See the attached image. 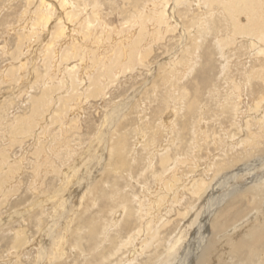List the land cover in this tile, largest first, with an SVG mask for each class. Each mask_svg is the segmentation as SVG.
<instances>
[{
  "label": "bare ground",
  "instance_id": "obj_1",
  "mask_svg": "<svg viewBox=\"0 0 264 264\" xmlns=\"http://www.w3.org/2000/svg\"><path fill=\"white\" fill-rule=\"evenodd\" d=\"M121 1L123 4V6H121V9L123 7V10L125 9V4L127 2H131L130 6H132L133 8V12L130 15L127 14L128 16L126 17L130 18H124L125 20L122 22V26L118 30L116 28V30L114 31L113 29H111L113 26H109L108 23L104 21L103 17H101L102 15L100 13V9L96 8L97 3H92L95 9H92L89 6V9H92L90 12L89 10H87V3L84 2V0H78L79 3H77V0H36V12L29 13V15H31L30 19L34 21L31 26L29 25L24 27L26 29L25 32H27V34L36 35L42 31L43 27L44 29L46 28L47 32L45 33H47V35L49 36L48 42L45 43L43 49H41L40 47L39 48L41 51L47 53V63L49 59H55L56 56H58L57 53L61 51V60L65 63V66L63 65L64 68L62 69V71L66 74V82H60H63V85L72 88L75 81L77 80L81 81V84L85 83L84 81H88V86L92 85L94 93L100 94V96L106 94V91L104 92V90L107 89L109 84L113 85V83L119 80L118 78L121 74H124L127 71H137L136 66L138 67V65H145V63H147L145 62L147 57L152 54L151 52L156 46L158 50L162 49V53H164V55L166 56V62L158 64L159 66L161 65L160 69L162 70V72H164L160 75L161 78L158 80H161V84L166 86L167 89L166 97L164 99V105H166V107L164 109L172 110V113L176 114L181 111V106H177L179 101H181V103L183 104L188 103L187 105L189 106V109L193 113L197 114L196 123L194 122L192 124V127H190L189 129L187 128V126H185V121L188 117L183 119L180 115V121L181 124H183V127H180L183 131H187V134L190 132L196 135L194 133V130L198 133H201L200 130H202L204 136H208V131H211L210 127L214 129L219 127L220 131H222L223 133H229V131H231L232 134L230 135L234 137L235 135L240 134L242 131L244 132V128H247V132L245 133L246 135L244 138H240V136L238 135L239 137L237 139L239 140L237 142L234 140L230 141L233 149L236 148L235 146L241 145L240 140L244 144L242 150L248 149L252 151L253 149H255V147H259L260 143L264 144V0ZM55 12L61 16H57L58 21L56 22V25L54 24V26L52 25V27H49L50 21H52L51 19L53 18L52 16L55 15ZM136 12H138V15H136L135 17ZM70 19L73 24L70 22ZM219 21H221V23ZM97 23L99 25L96 26ZM74 30H76V33L74 32ZM113 33H115L116 37L113 35ZM102 36L107 37L109 41L107 43L103 42ZM242 37H244V39L246 40L244 44L248 46L247 54L244 57L238 56L240 57V59L237 61L229 62V51L232 49L234 44ZM80 38H82L83 40L77 41ZM85 41H89V43H87L88 45L85 44ZM209 44L214 46L213 50L216 51V54H218L220 58L224 59L221 66V73L228 75V77L225 78L226 92L224 94L226 95L222 97L223 99L220 97L215 99L217 100V105L219 102V108L215 109V112L218 113H215L216 116H210V118H213V120L215 118L218 120L216 122L218 123L216 127L210 125L205 126V119L208 118L209 115L207 117V115L205 114L206 110L204 109V104H202L199 100V102L197 103L198 106L195 109L192 108L190 105L194 102L196 103L199 96L191 98V96H188L187 90V84L189 81H194V83H196V85L198 86V83H202L201 81H197V78H199L200 75H203V73H201V71H198L196 65L202 60V55H205L208 52V50L205 48L208 47L207 45ZM92 45L94 47H92ZM159 45L161 46L158 47ZM91 47L93 50L91 49ZM211 53L212 52H209L210 55ZM22 54H24V52ZM89 62H91V66ZM53 63H51L50 61L48 66H51ZM86 64H89V66L86 67ZM232 65L236 66V73H233ZM21 69L22 68H20V70ZM97 69L99 70L98 75L96 77L91 76L90 73L95 70L97 71ZM51 70L52 69H50V71L48 70L49 76L46 77V79L44 78V83H46V86L55 81L51 80L52 78L50 77V75L52 76L55 71L59 70V65L55 68V71L53 70L51 72ZM138 71H140V69ZM193 73L196 75V77ZM7 75L9 74L4 75L3 78L7 77ZM191 75L192 77H190ZM153 77H151L150 80H152ZM257 78L258 80H256ZM207 79L210 78L208 77ZM151 82L154 83L156 81L154 80ZM210 85L211 84L208 83L207 85H205V87L206 90H209L208 96L213 97L215 95V90L213 89V87H211L210 89ZM254 86L255 88L258 87V89H254ZM50 89H52V87ZM216 89L220 88L217 87ZM246 89L249 90V99L244 109L241 108L240 105L243 101V92ZM153 90L155 91V89ZM72 91L74 92V89H72ZM204 91L205 90H203V92ZM197 94L198 92L195 95ZM201 94L200 97L202 96ZM44 95L47 96L46 93ZM42 98H44V96ZM42 98L41 95L40 97H35L34 99H32L33 103L35 105L39 104L38 102H42ZM74 99L78 98L74 96ZM64 101L65 100H63V102ZM66 103L68 102H65L62 105L64 106ZM72 103H74V101ZM76 103L77 102H75V105ZM121 106L123 105H120V107ZM118 108L119 107L113 109L109 115H105V121L102 122V126L97 131V134L93 136V140H91L92 143L89 142V146L84 149L85 151L83 150L84 152H82L81 154L79 153L80 157L77 160H74L73 163L68 166L67 170L63 172L64 178H62V180H64V182L62 181V184L65 187V183H68L69 181L74 179V176L82 170L83 174H80L82 175V181H77L78 184L81 182L84 184V186H80L81 189H84L81 193V196H78L80 198V201H84V199L88 197L86 195L89 194L90 196H93H89L91 198L90 201H92L93 205L97 204L98 201L102 202L107 199H115L114 201H117L118 206L116 207L118 208L109 209L107 220H102L100 218L99 222L103 221V223H101L102 225L99 227V231L95 230V226L93 225L89 227L88 233L86 232L85 234H79V236L76 237L75 235L72 236V239H75H73L74 243H71V246L68 238L64 237L63 232L59 233V236L57 238L53 237V227L57 223H55V221H52L46 232L47 239L50 241V243L48 244V248L50 249L46 250V245H44L43 248L40 249V257H38L39 260H37V264H40L42 262L44 264V261L46 260L50 261L52 264H62V261H64L67 257L69 258L70 256L68 255V248L70 247L77 248L75 251L73 250V252H77L78 250L80 254L83 253L82 256L88 255V252L94 253V257L102 261H104L105 259L108 260L110 256H116L118 258L120 252L124 248H127L129 245H131L134 240L137 242L140 240L139 247H136L135 242V244L133 245L135 246L134 249L128 250L127 254H125L121 259L119 258L117 262L110 263L207 264V260H209V258L211 257L213 259L215 258V261L217 260L216 262H214V264H264V248H262L264 245V221L258 222L257 219L255 220L254 218L257 223H254L255 225L253 224V226L246 227L249 222L248 220L253 217V214H251L250 216V213L247 215L245 214V216L241 219H238V221H236V219L233 217L241 216L238 207L240 206L239 202L241 203L242 200H246V203L243 206L250 207V211L256 210L257 213L260 208L262 209L260 204H264V170L259 171L260 173L256 171V173L253 174L250 173V171L253 170L252 165L254 163H251L250 165L244 163L243 165L245 166L238 167L230 164V161L228 162L226 160L225 162L217 161L215 163H212L211 166L208 165L204 168V171L207 175L210 176L209 172L214 167V169L211 171V180L215 181L216 179L215 185L217 188L221 185V183L223 184V182H227V179L232 178V181H234L233 178H235L236 176L238 177L245 174V176L242 177V179H245V184L234 185L233 188H230L228 191L222 193L221 196L219 194L216 199L212 200L210 191L213 190L212 187L214 186H209L211 184L206 186V182L204 180L205 178H197L196 176L192 177V175L190 174L192 180L190 181V183H188V185H186V182L185 184L183 182L184 180L181 181L180 178L177 177L176 169L181 162H184L180 159V157L181 155L186 156L189 153H183V151H185V147H182V144L176 141V139H178L177 136L179 128H176L177 124L175 116L173 117L172 115V118L164 119L165 116L162 117L163 115L160 114L159 122L157 121V123H159L158 125H161L160 127L165 130V132L163 133H165L166 136L168 135V139H164V145L159 143L160 145L158 146V149L155 148L156 143L153 138H151L152 144L149 143V141L151 140V136L144 135L140 132L141 137L147 136L150 139L147 140V142L145 140L144 147L146 146V148H143L147 149L150 144L152 146L154 145V148L152 149L151 147H149V151L151 149L153 150H151L152 152L149 153H147L145 150L146 155L143 159L141 158V161H139L138 158H135V153L136 151H138H135V145L138 144H135V142H129L130 144L127 146L126 144L128 142L126 139L128 138L126 135V138L122 135L116 142L111 141V137L113 136V134L118 132H114L113 128L114 126H116L118 117L120 116V114H122V109L120 108L117 111ZM37 110H39V108ZM74 110L76 111L77 109ZM37 114L38 113H36V117ZM74 115L76 119H74L73 122L75 125V129H77L75 133H79L82 129L81 124L78 123L80 119L79 112L76 111ZM67 116L68 115H66L65 117ZM187 116L190 115L188 114ZM243 116H245V122H243ZM27 117L29 119V113ZM65 117L60 116L59 122H61V126L62 124H64L67 129L66 120L68 119H66ZM222 119L228 121L229 126H227L228 124L225 121L223 122ZM149 121L146 120L147 123ZM55 122L57 123V121ZM147 125H149V123ZM234 125L237 128L233 131L232 128L234 127ZM255 125L257 126L258 131H254L252 129V127ZM143 126L146 125L143 124ZM147 128L149 129L148 126ZM147 128L144 127L143 132L148 130ZM182 130H180V132ZM217 134H215L214 138H216ZM164 136L165 135H163V137ZM160 138L158 139L159 141ZM66 141L67 139H65V142ZM68 142L69 141H67V143ZM125 142L127 143L125 144ZM65 146L70 147L69 144H65ZM171 147L175 148V153L173 154V156L171 154ZM245 153H248L249 156L251 152L245 151ZM141 154L143 153L141 152ZM128 156L131 158H128ZM238 156L239 157H236V155L233 156L231 154L228 159L231 158L232 160L238 161L241 158V155ZM85 158H87L88 160L96 161L91 162L88 170H80L79 164L83 166V161L85 160ZM194 158H196V156ZM245 162H247V160ZM260 162H262V160H260ZM222 164H230L228 166V172H225L227 174L221 173L222 168L219 165ZM157 165H159V171H156L155 169ZM230 166L232 167L231 170ZM148 171L152 173V177L154 179L153 184L156 185V189H153V191L151 189H148L145 181L144 185L140 186L142 188L141 192H136L135 174H137V176L143 177V179L145 180V174ZM193 173H197V171H195L194 169ZM186 174H188V172ZM246 175H249L250 177H247ZM179 176H181V174H179ZM110 177L112 178L111 188H109L110 183L108 180ZM120 178H122L124 182L127 181L125 185H121L122 180ZM206 179L208 181L207 177ZM118 180H121L119 181L120 184ZM73 184L74 182L72 183V185ZM78 184L76 185L77 188H79ZM225 184L226 183H224V185ZM125 187H128V189L123 190V188ZM108 188L109 190L106 194V189ZM58 191H56V194H59L61 190L59 192ZM184 191L189 193L190 198L193 199L191 201L195 200V205L192 204L193 206L191 207V209L189 208V206L185 208L186 212L188 211V218L186 216L187 219H184L185 213L181 214L180 210V205L182 204L180 200L186 194ZM250 194L252 197L249 200L248 196ZM207 195L208 198L205 199ZM228 202L232 203L226 207ZM135 203L137 204V206L135 205ZM160 207H163L164 209V212L162 214L160 212H157ZM202 208H207V213L204 210L206 215L203 214ZM175 212L177 215H182L184 217L182 218V224L175 223L177 225L174 224V226H176L177 228L173 230L171 234L168 233L167 236L162 237L171 227H168L167 225L174 223L173 221H171V219L173 218L172 215L166 216V214L174 213L173 216H175ZM154 213H156L155 217L152 216ZM231 214L232 216L230 217ZM201 215L202 217L198 224L203 223L204 225L197 226L196 230L194 231H198L200 230V227H202L201 229H204L203 235H200L201 232L198 231L200 232V237H196L197 240H195V232L193 231L194 234L192 233L191 237V239L193 240L188 245L184 244L186 234H188L193 224L196 223V217H199ZM193 216H195L194 220L190 221L189 219ZM261 216V219H264V214L260 215V217ZM65 219H67V217ZM74 220L75 219L73 215L70 216L69 220H64V227L67 228V232L72 230L71 224L72 222H74ZM182 220H179V222ZM207 220L208 225H206ZM76 221L77 220H75V222ZM81 225L83 227L86 226V224ZM80 228L81 227H78V229ZM110 232H113V235L111 237H109ZM19 236L21 235L19 234ZM247 236L248 238H245ZM83 240L87 241L88 249H84V245H82L81 243V241L83 242ZM107 240L109 241L108 245H104L102 247V243H106ZM154 241H158V243L153 248L152 244ZM20 242L22 243V241ZM39 243L40 242H38V245H40ZM159 244H163V246L159 247ZM92 257L93 256H91V258ZM96 260L89 263H98V260ZM141 260L143 262H141ZM85 261L87 262V260Z\"/></svg>",
  "mask_w": 264,
  "mask_h": 264
},
{
  "label": "rangeland",
  "instance_id": "obj_2",
  "mask_svg": "<svg viewBox=\"0 0 264 264\" xmlns=\"http://www.w3.org/2000/svg\"><path fill=\"white\" fill-rule=\"evenodd\" d=\"M84 2L87 3L86 7H87V10H89L90 12L92 9H95L92 3L93 2L95 4L97 3L96 8L100 9V13L102 15L101 17H103L104 21H106L109 26L115 27V28L113 27L111 28L114 31L116 30V28L118 30L122 26V22L125 19L130 18L126 16L132 14L133 12V8L132 6H130L131 2H127L125 4V9H124L125 11L123 10V7L121 9V6H123L121 0H98V2L97 0L96 1L95 0H84ZM77 3H79L78 0H77ZM89 6L92 9H89ZM35 10H37L36 0H0V176H1L0 177V264H37V260H39L38 257H40L39 255L40 249H42L44 245L47 246L46 250L50 249L48 248V244L50 243V241L47 239L46 232L52 221H55V223H57L53 227V233H54L53 237L57 238L59 236V233L63 232L64 237L68 238L70 246H71L72 245L71 243H74L73 239H75V238L72 239V236L75 235L76 237V236H79V234H85L86 232L88 233L89 227L93 225L95 226V230L99 231L100 230L99 227L102 225L101 223H103V221L99 222L100 218L102 220H107L109 209L118 208L116 207L118 206L117 205L118 203L117 201H114L115 199H107L102 202L98 201L97 204L93 205L92 201H90L91 200L90 197H93V196H90L89 194H87L86 196L88 197L90 196V197L89 198L86 197L87 200L84 199V201H80V198L78 197V196H81V193L84 190V189H81V187L84 186V184L82 182L79 184L77 183V181L79 182L82 181L81 179L82 175L80 174L81 173L83 174V172L81 169L88 170L89 165H91V162L96 161V160H88L87 158H85V160L83 161L84 165L82 166L79 164V168L81 171L75 176L72 175L74 176V179H72L69 182L67 180L68 183H65V187L62 184V181L64 182V180H62V178H64L63 172L67 170L68 166H70V164L73 163L74 160H77L80 157L79 155L82 152H84L85 151L84 149H86L89 146V142L92 143L91 140H93V136L97 134V131L102 126V122L105 121L104 119L105 115H109L110 112L117 107H119L117 111L120 108L122 109V114H120V116L118 117L116 126H114L113 128L114 132L116 131L118 132L113 134V136L111 137L112 139L111 141L116 142L118 141L119 137H121L122 135L125 138L127 136L128 139L126 140L128 143L125 142V144L127 143L126 144L127 146L132 142H135V144L139 145V146L135 145L137 148V149L135 148V151L138 150L135 153V156H136L135 158H138L139 161H141L144 158V156L146 155V152L149 153L153 151L152 149L154 148V145L153 146L151 145L152 144L151 138L155 140L156 144L155 143L154 144H155V148L157 149L160 144H163V145L165 144L164 139H168V135L166 136V134L163 133L165 132V130L160 127L161 125H158L159 123H157V121L159 122L160 114L163 115V116L161 115L162 117L165 116L164 119L172 118L171 117L172 115L173 117L175 116L176 124H177L176 128H179L178 136H177L178 139H176V141L178 143H181L182 147H185V151H183V153L184 152L186 154L189 153L186 156L181 155L180 159L184 161L183 162L184 164L181 162L179 166L177 167L176 169L177 177L180 178L181 181L184 180L183 182L184 184L186 182V185H188V183H190V181L192 180L191 175L192 177L196 176L197 178H200V177H202L203 179L205 178L204 180L206 182L205 184L206 186H208L209 184H211L209 186H214L212 187L213 190L210 191L212 200L216 199L219 196V194L221 196L222 193L228 191L230 188H233L234 185L245 184L244 182L245 179H242V177H244L245 174L242 176H238V177L236 176L235 178H233L234 181H232V178H229L227 179L228 180L227 182L225 181L223 182V184L221 183V185L218 186L217 188L215 185L216 179L215 181L211 180L212 178L211 171L214 169V167L209 172L210 176L207 175L206 172L204 171V168L207 167L208 165L211 166L212 163H215L217 161L225 162L226 160L228 162L230 161L229 162L230 164L234 166H238V167L245 166L243 165L244 163L248 165H250L251 163H254L252 165L253 170L250 171V173H253V174L256 173V171L260 173L259 171L264 170V149H263L264 144L263 143L262 144L260 143L259 144L260 146L255 147V149H253L252 151L248 149L242 150V147L244 146V144L241 142V140H240L241 145H238L239 147L235 146L236 147L235 149H233L232 145L230 144V141H233V140L237 142L239 140L237 139L239 136L240 138H244L246 135L245 133L247 132V128H244V132L242 131L240 134H238L239 136L235 135L234 137L230 135L232 134L231 131H229V133L227 132L223 133L222 131H220L219 127H217L216 129L210 127L211 131H208L209 132L208 136H204L202 130H200L201 133H198L197 131L193 129L194 133L196 134L194 135L190 133L189 131H188L189 133L187 134V131H183L181 129L180 126L183 127V124H181L180 115H181V118L183 119L187 117L189 118V120L187 118L185 121L186 122L185 126H187V128L189 129L190 127H192V124L194 122L196 123L197 114L193 113L189 109V106L187 105L188 103L183 104L181 103V101H179L177 105L178 107L181 106V111L176 114H173L172 110L164 109L166 107V105H164L165 104L164 99L166 97L167 89H166V86L161 84L162 81L158 80L161 78L160 75L164 73L160 69L161 65L159 66L158 64L166 62V56L164 55V53H162L163 52L162 49L158 50L156 46L154 50L151 52L152 54L150 53L151 55L147 57L145 61L147 63H145V65H138V67L136 66L137 71L136 70H133L131 72L127 71L126 73L121 74L118 78L119 80L113 83V85H110V84L108 85L107 89L104 90V92L106 91V94L105 95L102 94L103 96H100V94H95L93 86L92 85L88 86V81H84L85 83L81 84L82 82L77 80L75 81L72 88L63 85V82L61 83L60 81L66 82V78H65L66 74L63 73L62 71V69L65 66V63L64 61L61 60L62 59L61 51L57 53L58 56H56L55 59L53 60L49 59L47 63V60H48V58H46L47 53L40 50V48L43 49L45 46V43L48 42L49 36L47 35V33H45L47 32L46 28L44 29L43 27L41 31L43 34L40 32L41 34L39 33L36 35H32V34H27V32H25L26 29L24 27L29 26V25L31 26V24L34 21L30 19L31 15H29V13L36 12ZM54 14L55 15L52 16L53 18L51 19L52 21H50L49 27H52V25L54 26V24L56 25V22L58 21L57 18L61 16L57 14L56 12ZM136 15H138V12L135 13V17ZM71 19H70V22H71ZM219 22L221 23V21ZM97 25L99 24L97 23L96 26ZM74 32L76 33V30H74ZM113 35L116 37L115 33H113ZM80 39L77 41L83 40L82 38ZM102 40L105 43L109 41L107 37H103ZM85 42H86L85 44L88 45L87 43H89V41H85ZM245 42L246 40L244 39V37H242L234 44V46L228 53L229 62L237 61L240 59V57H244L247 54L248 46L244 44ZM160 46L161 45H159L158 47ZM207 46L208 47L206 48L204 47V48L207 49L208 52L205 50L207 53L205 55H202L203 58L201 57L202 60L200 61V63L202 64L198 63L196 65L197 66L196 68H198V71H201V73H203V75H200V77L197 78V81H201L203 84L198 83L199 84L198 86L196 85V83H194V81L192 82L189 81L187 84V88H188L187 90H188V96H191V98L199 96L196 103L194 102L190 105L192 108L195 109L198 106L197 103L199 102V100L201 101L202 104H204L203 106H204V109L206 110L205 114L207 115V117L209 115V117L205 119V122H204L205 126L210 125V126L216 127L218 124L216 122L218 120L216 118L213 120V118H210V116L215 115L216 113L215 109L219 108L218 106L219 102L217 105V100L215 99L219 97L222 98L223 96L226 95L224 94L226 92L225 91V88H226L225 78H227L228 75L221 73V66H222L224 59L220 58V56L216 54V51L213 50L214 46L210 44ZM92 47L94 46L92 45ZM23 52L24 54H22ZM209 52H212L211 55L209 54ZM206 60L208 61V63ZM50 61L51 63L53 62L54 63L51 66L50 65L48 66ZM89 64L90 66L92 65L91 62H89ZM89 64L88 65L86 64V67L89 66ZM53 65L55 68L59 65V70L55 71V68L53 67ZM235 67L236 66L232 65L233 73H236L237 68ZM20 68L22 69L25 68V69L20 70ZM49 68L52 69L51 72L53 70L55 71L52 74V76L50 75L52 79L49 77L52 81L53 80L55 81L50 83L51 85L49 84L50 86L48 85L49 86L48 87L46 86V83H44V80L46 79V77L49 76V71H50ZM139 69L140 71H138ZM8 71L11 73H9ZM98 73H99V70L97 69V71L95 70L91 72L90 74L91 76L96 77ZM6 74H9V75L3 78V76ZM151 77H153L152 80H150ZM190 77H192V75ZM208 77L212 80L207 79ZM154 80L156 82L152 83L151 81H154ZM256 80H258V78ZM208 83L211 84L210 89L211 87H213V89L215 90V95L213 97L208 96L209 90L208 89L206 90V87H205V85H207ZM51 87L52 89H50ZM215 87L216 88L218 87L221 90L216 89ZM72 89H74V92L72 91ZM153 89H155V91ZM254 89H258V87L255 88L254 86ZM203 90H205L204 91L205 93L203 92ZM197 92L198 94L195 95ZM45 93L47 94V96L44 95ZM200 94L202 95L201 97H200ZM40 95H41V98L44 96V98L41 99V101L42 102L44 101V102L43 103L38 102L39 104L35 105L32 99H34L35 97H40ZM248 95H249V90L246 89L243 92V101L241 102L242 104L240 105L241 108L245 109V106L249 99ZM74 96L78 99H74ZM63 100L65 101L63 102ZM73 101L74 103H72ZM65 102H68V103H66L63 106L62 104H64ZM75 102H77L76 103L77 106L75 105ZM120 105H123V106L120 107ZM38 108L41 111L37 110ZM74 109H77L76 111L79 112L80 119L78 123H80L82 127V129L80 130L81 133L79 131H78L79 133H75L77 129H75V125L73 122V120L76 119L74 115L76 111ZM124 110H126L127 112ZM28 113H29V119L27 117ZM36 113H38L37 117H36ZM187 113L190 116H187L188 115ZM66 115L68 116L65 117ZM60 116L68 119L66 120L67 129H66V126H64V124H62L61 126L60 124L61 122H59ZM243 119H244L243 122H245V116H243ZM146 120L147 121L150 120L148 122L149 125H147L148 123L146 122ZM222 120L223 122L225 121L224 119ZM55 121H57V123ZM225 122L228 124L227 126H229V122L228 121H225ZM143 124L146 126H143ZM147 126L149 127V129L147 128ZM144 127L148 129V130L145 129L146 130L145 132H143ZM236 128L237 127L234 125L232 130L234 131L236 130ZM252 129L254 131L255 130L258 131L256 125L253 126ZM180 130L182 131L180 132ZM140 132L143 133L144 135L151 136L150 137L151 140L147 136L141 137ZM134 134L136 137L137 136L138 137L140 136V137L136 138ZM215 134H217L216 138H214ZM163 135L165 136L163 137ZM159 138H160V141L158 140ZM65 139H67V141L69 142L68 143L67 141L65 142ZM145 140L146 142L147 140H150L149 143L151 144L149 147L152 148V149L150 148L152 151L151 150L149 151V147H147V149H144L146 148V146L144 147ZM65 144H69L71 148L66 147ZM192 145H194L195 148ZM171 148H172L171 154L173 156V154L175 153L174 151L175 148L173 147ZM245 151L251 152L250 155L248 156V153H245ZM141 152L143 154H141ZM231 154L233 156L236 155V157H239L238 155H241V158L238 161L232 160L231 158L228 159L231 156ZM193 155L194 157L196 156V158H194ZM128 158H131V157L128 156ZM246 160L247 162H245ZM260 160H262V162H260ZM229 165L227 164L219 165L222 168L221 170L222 174H224L225 172H228ZM158 167L159 165L155 167L156 171L160 170V168ZM231 168L232 167L230 166V170ZM194 169L195 171H197V173L198 172L199 173L198 174L193 173ZM187 172L188 174H186ZM179 174H181L182 177L179 176ZM145 175H146V179L144 180L143 177L137 176V174H135L136 192H139V191L141 192L142 188L140 186L144 185L145 181H146V186L148 187V189H151L152 191L153 189L154 190L156 189L155 188L156 185L153 184L154 179L152 177V173L148 171ZM206 177L208 178V181ZM247 177H250V176L248 175ZM120 179L122 180L121 185L123 184L125 185L127 181L124 182L122 178ZM108 180L110 183L109 188H111L112 178L110 177ZM121 180H118V182ZM73 182L74 184L72 185ZM224 183L226 184L224 185ZM77 184L79 188L76 187ZM109 188L106 189V194L108 193ZM125 189H128V187L123 188V190ZM58 190L59 191L61 190V191L59 192ZM56 191H58L59 194H56ZM184 192L186 194L180 200V202L182 203L180 205V210H181V214L185 213V218L182 215H177L176 212H175V216H173L174 213L166 214V216L172 215L173 218L171 219V221H173L174 223L167 225L168 227L170 226L171 227L170 229L167 230L165 235L162 237L167 236L168 233L171 234L172 231L177 228L176 226H174L175 223L182 224L183 222L182 218L184 219L188 218L187 216L188 211L186 212L185 210L186 207L189 206V208L191 209V207L193 206L192 204L195 205V200L191 201L193 199L190 198L189 193L186 191ZM105 196H108V195H105ZM251 197L252 196L250 194L248 196V199L250 200ZM207 198H208V195L205 197V199ZM232 202H228L226 207L230 205ZM245 203H246V200H242L241 203L239 202L240 206L238 208H239V212L241 216H238V217L233 216L236 219V221L244 217L245 214L247 215L249 213H250L249 216L253 214V217H252L253 220L255 218V220L257 219L258 222L264 221V219H261L262 216L260 217V215L264 214V204L263 203L260 204L262 209L260 208L259 211L257 210L259 214L258 212L256 213V210L250 211L251 209L250 207H244L243 205ZM135 205L137 206L136 203ZM175 207H178V206H175ZM204 210L206 212L207 208H202L203 214L206 215L208 211L205 213ZM157 212H160L162 214L164 212L163 207H160V209H158ZM72 215L74 216V219L77 220L78 222L77 221L75 222L74 220V222H72L71 224L72 230L67 232V228L64 227V224H65V221L69 220L70 216ZM256 215L259 217H257ZM152 216L155 217L156 213H154ZM231 216L232 214L230 215V217ZM66 217L67 219H65ZM194 217L195 216L191 217L189 220L190 221L194 220ZM201 217L202 215L199 217H196L197 221L195 220L196 223L193 224L188 234H186L185 239H184L185 240L184 244L188 245L193 240L191 239L192 233L194 230H196L197 226L204 225L203 223L198 224ZM252 218L248 220L249 222L246 225V227L253 226L254 223H257L255 220L253 221ZM179 220H182V221L179 222ZM81 224H84V225L86 224V226L83 227ZM206 225H208V220L206 222ZM78 227H81V228L78 229ZM201 228L202 227H200V230H198L201 233L198 231H194L195 234L194 233L193 234L195 238L196 237L199 238L201 234L203 235L204 229H201ZM197 233H198V236H197ZM19 234L21 236H19ZM112 235H113V232H110L109 237H111ZM197 238L195 240H197ZM245 238H248V236ZM18 241L19 242L22 241V243L21 242L19 243ZM38 242H40L39 243L40 245H38ZM108 242L109 241L107 240L106 242L107 244L102 243V247L104 245L107 246ZM154 242L152 244L153 248L154 246L157 245L158 241H154ZM81 243L82 245H84V249H88V244L86 240H83V242L81 241ZM134 244L136 245V247H139L140 240L138 242L134 240V242L131 243V245H129L127 248H124L121 251L122 253L120 252V254L118 255V258L116 256H110V257L108 256L109 259L108 260L105 259L104 261L98 260L96 257H94L93 255L94 253H91V252H88L89 253L88 255L82 256L83 253L80 254L78 250L77 252H73V250L75 251L77 248L70 247L71 249L68 248L69 249L68 251L70 252V253L68 252V255L70 256L69 258L67 257L64 261H62V264H91L89 262L94 261L96 259L98 260V263H94V264H112V263L117 262L119 258L121 259L125 254H127L128 250L134 249L135 248V246H133ZM159 245H160L159 247L163 246V244H159ZM262 248H264V245ZM90 255L93 257L91 258ZM85 260H87V262ZM207 261H208L207 264H214V262H216L217 260L215 261V258L213 259L210 257L209 260ZM141 262L143 261L141 260ZM49 263L51 262L48 260L44 261V264H49ZM40 264H43V262Z\"/></svg>",
  "mask_w": 264,
  "mask_h": 264
}]
</instances>
